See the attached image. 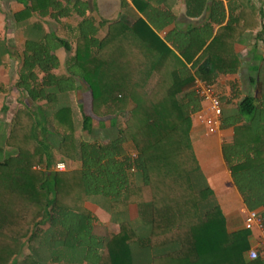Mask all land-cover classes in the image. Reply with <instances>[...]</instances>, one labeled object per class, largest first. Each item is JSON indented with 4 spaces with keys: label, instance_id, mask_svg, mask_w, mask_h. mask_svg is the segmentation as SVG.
<instances>
[{
    "label": "trees",
    "instance_id": "16d2710c",
    "mask_svg": "<svg viewBox=\"0 0 264 264\" xmlns=\"http://www.w3.org/2000/svg\"><path fill=\"white\" fill-rule=\"evenodd\" d=\"M130 1L141 17L104 23L84 0H17L22 8L12 17L23 43L15 86L39 106L17 108L4 138L11 152L0 159V264H136L131 245L139 242L145 251L179 244L140 264H264L246 257L248 230L229 233L219 206L200 211L211 190H195L190 177L199 169L192 115L201 108L193 83L215 87L220 75L236 73L235 45L248 29H258L264 52L260 8L250 0H183L186 17L200 23L162 39L158 33L177 19L166 0ZM71 15L80 18L75 27L61 24ZM44 19L68 28L74 48L46 31ZM60 48L72 52L63 73ZM10 56L1 40L0 67ZM255 72L256 97L219 94L221 129L233 132L221 153L264 231V57ZM78 82L115 138L77 137L84 125L73 108ZM56 156L76 166L55 171ZM92 197L105 199L110 213L138 207L143 227L122 222L117 234L96 236L84 206ZM41 226L47 229L36 236Z\"/></svg>",
    "mask_w": 264,
    "mask_h": 264
},
{
    "label": "crops",
    "instance_id": "0c3cea01",
    "mask_svg": "<svg viewBox=\"0 0 264 264\" xmlns=\"http://www.w3.org/2000/svg\"><path fill=\"white\" fill-rule=\"evenodd\" d=\"M13 1H15L18 7L15 8L13 12H11L12 14L22 8L21 5L17 3V0ZM84 1L88 3L92 17H94L96 21L98 20V22L101 21L104 23H109L112 22V20H133L137 17H141L140 13L135 9L130 0ZM180 1L181 4H179V0H166L167 7H171V9L175 12L177 19L175 23L158 33L160 38L163 39L168 32L175 29H185L188 26H194L200 23L198 19H189L186 17L183 0ZM250 1L251 3H253V0ZM258 1L259 6L257 7L260 8L262 14L261 17L262 20H264V0ZM223 3L224 5H226V1L223 0ZM253 4L255 5V3ZM226 13L228 15V12ZM68 19L74 20L72 25L67 22ZM79 21V17H77L76 15H71L69 18L61 19V24H65L70 28L75 27ZM61 24H59L60 35L56 31L53 32H55L61 39L65 38L70 42V44L73 45L74 43L70 37L68 31L69 29L61 27ZM262 26L264 28V21H262ZM104 27L106 26H103L101 29L104 30ZM44 28L46 31H48L45 27V24ZM101 29L99 30V32L102 33L103 31ZM256 30H246L243 36H241L236 42L235 50L238 52L241 59V65L238 68L237 72L233 74L220 75L216 79L215 88L221 96H257V89L254 84V80L256 79L255 68L259 65L261 60L260 57H263L264 54L261 50L260 42H257L255 39V35L257 33ZM100 38H103V36ZM61 50L62 49H59V51ZM58 59L60 63V71L63 73L65 61L61 62L60 58ZM8 66V62H3L0 70L1 68H7ZM32 105L35 106L36 104ZM231 106L232 105H230L229 107ZM110 121L111 120L107 118V126L98 123V127L92 130L93 133L95 132L96 135L100 134L101 136H103V138H91L97 140H108L115 138L117 135V129L112 128V126L110 125ZM92 131L87 132V134L91 135ZM232 134V129L227 128L220 129L219 132L215 135L205 136L203 127L197 124L194 120H192L190 128L192 149L199 165V169L193 172L190 176L192 187L195 190H201L203 188H209L211 190V194L204 202L199 205V209L203 213L205 210L213 206H219L225 216L226 228L229 233L244 230L243 222L245 212L247 211L242 203V199L239 193L233 185L229 170L225 162L223 161L221 153L222 144L230 142ZM77 137L79 136L77 135ZM7 150L10 151L9 149ZM55 159V164L58 162H62L66 165V168H74L76 166L75 163L65 162L57 156L55 157ZM84 206L92 216L93 233L98 237H105L109 234H117L120 229V223L122 222H129L132 227L137 230H140L139 228H142L144 224L142 218L140 217L141 214L139 213V208L136 206L130 207L125 213H110L108 211L109 206L107 202L101 197H95L93 203H90L89 200L86 201ZM46 229V226H41L36 230V236L41 235L42 232ZM248 243L250 249L255 248L261 250L262 244L264 243V236L261 235L258 230L249 231ZM144 249L145 247L142 242L131 245L132 255L135 259L136 264H140V262L142 261H147L150 257L161 254L162 252L175 251L179 249V244L173 243L167 246L155 248L151 251H145ZM26 253L27 250L23 251V254Z\"/></svg>",
    "mask_w": 264,
    "mask_h": 264
},
{
    "label": "rangeland",
    "instance_id": "374dc122",
    "mask_svg": "<svg viewBox=\"0 0 264 264\" xmlns=\"http://www.w3.org/2000/svg\"><path fill=\"white\" fill-rule=\"evenodd\" d=\"M252 2L255 3V6H259L258 0H253ZM179 4H181L180 0ZM17 7V4L13 0H0V41L5 40L11 49V56L5 57L4 59V62H8L9 66L7 68H1L0 70V159L6 157L10 153V151L7 150L8 148L4 145V138L8 130V123L10 122L16 109L21 105H28L33 110L37 111L39 106L38 104L35 106L32 105L33 103L31 104L27 96L23 92L19 91L15 86L20 62L18 54L21 51L23 43L21 32L14 28V20L11 13ZM256 8L258 9V7ZM43 21L48 31H56L60 35L59 24L51 21L50 19H45ZM67 22L72 25L74 20L68 19ZM102 31V33L98 32L99 38L104 36L105 27ZM256 31H258V29ZM62 39H64L63 44L70 45L68 40L65 38ZM65 41L66 43H64ZM257 42H260V47L263 51L261 41ZM71 47L74 48V44H71ZM60 49L62 50L59 51L58 49L56 51L57 56L60 58L61 62L66 61L67 57L72 55V52H67L63 48ZM263 57L260 58L262 59ZM77 86H79V88L72 94L73 108L78 123L81 122V119L84 120L83 129L78 130L77 135L79 138L89 140L92 139L91 137L97 139L103 138L100 134L96 135L95 132L93 133L92 130L98 127V123L107 126V117L100 118L93 114L91 109V94L88 87L83 82H78ZM2 108H4V110ZM124 117H126V114L122 116L121 122H123ZM89 129L92 131L91 135L87 134ZM94 199L95 197L90 198L89 202L93 203ZM24 251H26V249Z\"/></svg>",
    "mask_w": 264,
    "mask_h": 264
},
{
    "label": "built area",
    "instance_id": "2783aa9c",
    "mask_svg": "<svg viewBox=\"0 0 264 264\" xmlns=\"http://www.w3.org/2000/svg\"><path fill=\"white\" fill-rule=\"evenodd\" d=\"M192 88L201 102V108L192 115V120L203 127L205 136L217 134L221 129L222 115L219 93L213 85L206 84L198 79L194 81ZM132 157H135V153H132ZM66 169V165L62 162L54 165L55 171L63 172ZM243 228L248 231L258 230L264 236L262 219L258 210H247L245 212ZM246 257L248 260L264 259V243L261 250L249 249Z\"/></svg>",
    "mask_w": 264,
    "mask_h": 264
}]
</instances>
